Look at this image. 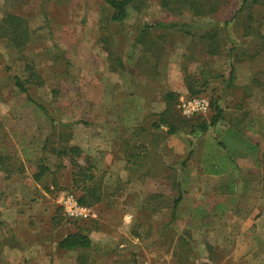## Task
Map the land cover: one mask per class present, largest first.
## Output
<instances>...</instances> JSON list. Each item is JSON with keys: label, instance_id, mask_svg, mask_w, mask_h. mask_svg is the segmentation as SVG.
<instances>
[{"label": "rangeland", "instance_id": "obj_1", "mask_svg": "<svg viewBox=\"0 0 264 264\" xmlns=\"http://www.w3.org/2000/svg\"><path fill=\"white\" fill-rule=\"evenodd\" d=\"M161 1L138 0L140 8H132L129 19L117 24L112 21L111 8L102 0H0V158H7L3 164L8 171L6 175L17 177L18 183L32 181L29 184L34 186H28L30 190L34 187L31 197L28 195L29 205L38 204L37 196L47 192L46 189L49 193L74 191L80 197L88 194V200L96 195L100 200L93 207L97 206L102 214L104 210L109 211L103 216L104 229L93 232L100 222L97 219L88 229L94 248L72 253L73 256L58 254L53 257L54 261L45 264L71 261L73 264H183L186 250L188 255L191 248L186 241L193 237L198 241L208 238L200 227L191 231L185 226L190 221L189 211L200 207V201H209L198 197L202 185L215 193L212 185H217L218 178L206 182L201 180L199 172L207 171L213 164H223L225 156L219 145L222 134L229 131L226 142H230L232 151H228L237 154V158L253 150L240 136L261 142L264 148V67L258 72L254 68L261 57L252 60L254 65L236 61L235 83L243 82L249 73H260L256 78L263 86L256 85L252 89L226 88L232 69L230 63L235 59H231L232 52L230 59L225 57L234 46H241L243 52L249 49L250 54L262 49L264 0L239 16L236 13L243 0H195L207 8L213 6L216 11L198 21L220 23L218 38L225 51L216 57L206 53L208 41L202 42L197 36L180 32L147 31L140 40L141 28L145 25L194 21L188 14L166 11ZM250 12L254 15L253 21L247 19ZM12 17L20 18L24 22L23 29L30 34L22 45L4 35ZM249 26L253 31L249 32L251 36L246 32L250 31ZM203 70H211V76L224 77L213 79L207 91L210 100L220 98L218 105L224 113L221 122L206 133L197 130L202 123L199 120L184 121L185 128L174 137L167 134L165 124H162L163 133L156 132L153 125L161 123L160 115L167 108L166 93L173 91L181 99L187 97L190 81L200 78ZM14 77L26 83L27 93L15 87ZM179 106L176 104L173 113L166 116L168 121H183ZM210 106V111L202 115L205 121H210L214 115ZM231 128L239 129L240 133ZM157 134L171 145L185 143L189 152L186 158L177 160L175 166L160 164L161 197L154 199L151 190L158 183H139L148 191L142 192L135 186L136 181L130 180L137 178L136 172L152 168L145 160L146 154L151 152L146 145L152 140H164ZM72 149H79V155L72 153ZM260 153L262 156L254 157L248 168L241 160L236 167L232 168L231 164L228 184L244 182L240 166L252 170L253 178L260 181L261 177L264 181V149L261 148ZM72 159L82 167V172L89 170L94 181L84 183L79 176L80 167L74 165ZM42 163L47 167L44 174L39 167ZM126 174H130L127 182ZM192 175V183L184 182L186 176ZM4 182L6 187L8 183ZM37 182L39 187H36ZM179 183H183V187ZM2 187L0 182V201L8 200V191ZM136 191L140 193L134 196ZM125 196L129 198L124 201ZM180 196L182 200L172 222L174 203ZM120 207L123 211L127 207L141 208L142 226L136 228L125 221L129 219L124 220L125 215L108 209ZM59 211L60 206L54 213L56 227L79 231L84 226L66 220ZM152 211L160 215H152ZM34 217L39 218L42 231L38 232L37 226L33 228L35 231L27 229L34 233V238L29 239L27 234L24 239L22 235L23 246L15 245L14 229L0 224L4 234L0 236V264L44 263L41 254L27 253L29 242L43 243L48 236L43 225L47 222L46 215ZM259 239L262 244L264 232Z\"/></svg>", "mask_w": 264, "mask_h": 264}, {"label": "crops", "instance_id": "obj_2", "mask_svg": "<svg viewBox=\"0 0 264 264\" xmlns=\"http://www.w3.org/2000/svg\"><path fill=\"white\" fill-rule=\"evenodd\" d=\"M246 62V61H245ZM247 63H252V60H248ZM264 56L261 57L260 62H258L254 68H256L255 72L261 71V66L264 67ZM254 65V64H253ZM238 68V67H237ZM264 71V70H263ZM260 73H249L243 82L237 81V85L241 88L244 86H251L253 79L255 77H259ZM166 105V103H165ZM162 114V113H160ZM153 128V127H152ZM164 128L156 129V132L163 133ZM236 129V128H231ZM230 129V130H231ZM154 131V129H153ZM152 131V132H153ZM239 134V129L237 130ZM229 131H225L221 137V141L226 142V135ZM151 133V132H150ZM159 138L164 140L155 142L152 140L151 144H147V149L150 150V154H146L145 160L151 169H148L147 172L138 171L137 178L130 180V174H126V182L127 180L136 181L135 186H137L138 190L142 192L147 191L145 186L139 185L142 182H152L158 183L154 188L151 190V196L155 198L161 197V170L160 164L166 166H175L177 160L181 161L182 159L186 158V155L189 152V147L185 145V143L180 144V146H175L174 144L171 145L170 142H166L167 140L162 137V135L157 134ZM172 137L176 136L171 135ZM238 137V136H236ZM242 138V139H241ZM240 140L246 141L249 145L256 146L255 153H246L243 157H238L237 154L232 153L235 158L231 160L227 154L228 149H230V142L228 145L227 151L222 149V156H225L226 159L230 160L229 162L223 158V164L219 165L220 167L223 166L225 170L224 173L214 175L209 173L208 171L211 170V167L203 170V172H199L201 176V180L203 181H212L213 178H218L217 185H212L215 189V196L206 189L201 187L202 192H199V196L201 199L207 198L209 201H200V207H196L193 211H189L188 217V225L185 226L186 230L195 231V229H199L200 227L202 230L206 231L205 241H198V239H193L191 241L185 239L186 243L191 246L190 251L187 255L186 250V257L182 260L183 264H264V240L259 243V238L263 236L264 232V181L260 177V181L256 178H253L252 170L245 169L243 166H240V175L245 176L244 182L236 183V185L230 183L228 184V175L231 172L230 165L232 164V168L236 167L237 161L241 160L242 165H245L248 168V164L253 161L254 157L262 156L260 153V149L263 148V143L258 142L254 139H250L249 137L246 139L245 137L240 136ZM164 141V142H163ZM170 141V140H168ZM261 144V145H260ZM180 151H178V148ZM221 147V146H220ZM232 151V150H231ZM164 153V154H163ZM263 154V152H262ZM163 155V156H162ZM191 155V152L189 153ZM259 159H257L258 161ZM257 164V162H256ZM137 165V164H136ZM228 165V167H227ZM258 165H261V162H258ZM139 166V165H138ZM237 169V168H236ZM6 170L0 171V182L3 185L2 188L8 191L9 198L6 200L3 198L0 201V221L4 224H7L9 228L14 229V234L17 240L14 242L17 246H23L25 243L21 239V236H26L28 234L29 239L34 238V233L27 232V229L38 228V232L42 231L40 229L39 218H35L34 216H41L46 215L47 222L43 225H46L48 234L47 239L42 243H38L37 241L29 242L28 244V252H33L34 254H41L44 259V263L54 261V258L58 254H63L67 256H73V254H77L82 250L86 249H76V250H63L59 247V244L62 240H64L69 235L75 234V231L72 228H64V227H56L54 224V213H56L58 206L61 205L66 193H49L43 191L39 193L37 196V203L35 205H29L28 195H30V191L28 186L30 185L29 182L32 181H23L22 183H18L17 177H10L6 175ZM256 174V170L254 171ZM192 176H186L184 182L192 183ZM235 176H233L234 178ZM238 178V176L236 175ZM132 178V177H131ZM206 178V179H205ZM236 179V178H235ZM7 181V185L5 187V182ZM39 187L38 182L36 183ZM183 187V183H180ZM191 186V185H190ZM205 187L209 189V185L205 184ZM131 188V187H130ZM133 191L132 189H130ZM156 191V193H155ZM148 192V191H147ZM140 191H136V194H139ZM206 193L205 195H203ZM202 194V195H201ZM215 201H214V197ZM201 195V196H200ZM211 197L213 198L211 200ZM128 196L123 197L122 199L125 201ZM136 199L138 197H135ZM1 199V193H0ZM131 198L128 201L131 203ZM128 202V203H129ZM127 204V203H126ZM129 206V204H128ZM125 207V206H124ZM95 212L97 220H100L99 224L94 227L93 232H100L101 229H104V219L103 216L108 213V210H104L103 214L97 206H95ZM114 214H123L124 220L130 222L134 226L139 227L142 226L141 222L139 221L142 214V209L136 207L135 209H129L128 207L125 208L126 211L123 209L115 208L111 209ZM121 210V211H118ZM158 211H160L158 209ZM158 211H152V215H160ZM178 211V209H177ZM161 213V212H160ZM186 215V214H185ZM43 219V218H42ZM133 219H136V222H133ZM144 221L143 218H141ZM195 219V220H194ZM33 222V223H32ZM42 223V222H41ZM98 223V221H97ZM34 224V225H32ZM131 225V227L133 226ZM145 225V224H143ZM20 228V229H19ZM34 230V229H33ZM32 230V231H33ZM35 231V230H34ZM33 231V232H34ZM100 234V233H99ZM101 235V234H100ZM0 236H4L2 232V227H0ZM91 238V236H90ZM259 239V240H258ZM104 240V239H103ZM99 239V241H103ZM195 240H197L195 242ZM93 241V239H92ZM94 242V241H93ZM138 242V241H136ZM187 245V244H185ZM27 246V244H26ZM37 246V247H34ZM95 247V242H94ZM93 247V248H94ZM194 247V248H193ZM193 248V249H192ZM54 257V258H53ZM232 263V264H233ZM68 264H73V261Z\"/></svg>", "mask_w": 264, "mask_h": 264}, {"label": "trees", "instance_id": "obj_3", "mask_svg": "<svg viewBox=\"0 0 264 264\" xmlns=\"http://www.w3.org/2000/svg\"><path fill=\"white\" fill-rule=\"evenodd\" d=\"M102 1L111 8L113 12L112 21L117 24H123L129 19L130 10L132 8H136V9L140 8V7H137L138 0H102ZM259 2L260 0H243L241 4V8L237 11L236 16H239L240 14L244 13L250 8L252 9L253 6ZM161 4H162L163 9H165L166 11L174 13V14L176 12H179L180 15L188 14L189 16L193 17L194 21L192 22L190 21L186 23L171 22V23H159L155 25L154 24L145 25L141 28L142 35L140 36V40L143 37V33L146 34L147 31L161 29L165 31L167 30V31L180 32L186 36H197L199 40H201L202 42L208 41L209 45L207 46L206 53L209 56H213V57L220 56L222 52L225 51V49H221L223 48V45L221 44V40L218 38L219 31L221 30L220 23L214 21L211 23L201 24L198 22L199 19L201 18L204 19L205 17H209L213 15L214 13H216V11L213 9V6L211 8H207L206 5H204L202 2H198L195 0H162ZM253 18H254V15L251 12L248 13V16H247L248 21L249 20L253 21L254 20ZM9 19L10 20H8V24L10 27L4 30V35H7L8 37H10L11 42L14 41L16 42V44L22 45L26 43L29 40L30 34L27 29H23L24 22L20 18L12 17ZM225 24L228 25L229 24L228 21H225ZM222 26L223 25L221 24V27ZM248 29H250V31L246 30V32L251 33L252 27L249 26ZM250 33H249V36H251ZM216 43H218L219 45L216 46ZM262 45L263 46L260 47L262 49L258 50L254 54H250L249 49H244V50H248L249 52L248 51L243 52V48L241 46L239 47L234 46L231 48V50L228 53H226L227 55H225V57L230 59V56L234 55L231 59L232 60L235 59L233 62L231 61L230 63L232 66V69L230 72V77L226 81V83L228 84L226 85V88H231L233 86L240 88L235 83L236 78H237L236 61L245 62L248 60H254L256 57H262V54L264 53V41ZM231 52L233 53V55L230 54ZM211 74H213L211 70L210 71L203 70L200 72V75H199L200 78L192 79L188 86L189 94L187 98H195V97H207L208 98L207 91H208V85L210 84V82L215 78H224L222 75L221 76L220 75L211 76ZM14 80H15L16 88H18L22 93L28 92V89L25 86L26 83L24 81H22L19 77H14ZM256 85L263 86V83L260 82L259 79L255 77L253 79L251 86H245V87L252 89ZM164 99H165L167 108L165 109L164 113L160 115L162 116L161 123L154 124L153 127L155 129H160L163 126L162 124H165V126L168 127L167 134L169 135H175L181 132L183 128H185L184 121L186 120H199L202 123L198 125L197 130L200 131L201 133H206L211 127L212 128L216 127L219 124V122H221L224 116L222 108L218 105L220 98H217V99L215 98L216 100H213L212 98H211L212 100H210V98H208L210 100V105H212V108L214 110V115L211 117L210 121H205L204 116L202 115H198L192 118H186L182 115L179 109L180 114L183 116L185 120L183 119V121H180L178 119L176 123L174 121H171L172 122L171 123L170 121L166 119L167 118L166 116L167 115L169 116V114L173 113V107L176 104L178 105L180 104L181 97L179 96V94L174 93L173 91H168ZM39 107L42 110L46 111L44 107L42 106H39ZM219 145L222 147V149H225L227 151L228 149L227 142L220 140ZM250 146L253 148L252 152L255 153L256 146L252 144ZM46 147L47 145L45 146V148ZM78 150L79 149H76V150L72 149L71 152L79 155ZM229 150L231 151V149ZM227 152H228L229 158L231 160H234L235 156L232 154V152L231 153L229 151ZM59 154L62 155L66 153L60 152ZM6 159L7 158L5 157L0 158V162L2 161V163H0V171L5 170V168L3 167V164L6 162ZM72 162L74 163V165L79 166V164L75 162L73 159H72ZM219 165H220L219 163L218 165L213 164L211 166V170H209L208 172L214 175L224 173L223 171L225 170L224 167L223 166L220 167ZM39 167L41 169L42 174H44L47 171V167H45L43 163ZM81 170H82V167H80L79 176L83 178L84 183L87 181H94L95 177L94 175L90 174L89 170L86 169V172L85 171L82 172ZM37 179H39V177H37ZM93 197L94 199L88 200L87 198H89V195L85 194V195H82L81 197L79 196V201L83 205L93 207L94 205L97 204L96 202L100 200V198L97 197L96 195ZM181 200H182V196H180L174 203V209L172 213V222H174L176 219L175 211L178 209L179 204L181 203ZM92 223L84 225L75 234H72L66 237L64 240L60 242L59 247L67 251L76 250V249H92L94 247V242L90 238L89 232H88V229H90V226ZM0 224L4 225V223H2L1 221H0Z\"/></svg>", "mask_w": 264, "mask_h": 264}, {"label": "built area", "instance_id": "obj_4", "mask_svg": "<svg viewBox=\"0 0 264 264\" xmlns=\"http://www.w3.org/2000/svg\"><path fill=\"white\" fill-rule=\"evenodd\" d=\"M180 102L179 109L182 115L186 118H192L198 115H206L210 111V100L207 97H184ZM59 213L66 220L74 221L80 225L92 223L97 219L95 209L93 207L81 204L78 194L74 191L65 194L63 202L60 205ZM157 264L173 263L164 262Z\"/></svg>", "mask_w": 264, "mask_h": 264}]
</instances>
